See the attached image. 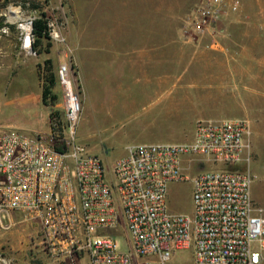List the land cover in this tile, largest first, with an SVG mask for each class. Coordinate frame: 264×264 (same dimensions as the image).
<instances>
[{
    "label": "built area",
    "instance_id": "2783aa9c",
    "mask_svg": "<svg viewBox=\"0 0 264 264\" xmlns=\"http://www.w3.org/2000/svg\"><path fill=\"white\" fill-rule=\"evenodd\" d=\"M43 3L6 1L0 36L12 24L19 47L34 53L32 22ZM227 4L198 0L184 35L210 32ZM42 12L46 36L63 57L55 70L60 106L48 113L44 132L0 130V227L13 212L32 220L42 250L62 264L83 255L88 264H179L171 252L189 248L196 264H264V209L250 193L247 121L198 119L188 141L129 145L104 165L76 140L80 103L64 17ZM183 181L191 184L189 213L166 202L167 185Z\"/></svg>",
    "mask_w": 264,
    "mask_h": 264
},
{
    "label": "rangeland",
    "instance_id": "374dc122",
    "mask_svg": "<svg viewBox=\"0 0 264 264\" xmlns=\"http://www.w3.org/2000/svg\"><path fill=\"white\" fill-rule=\"evenodd\" d=\"M197 1L143 0L144 6L160 7L158 12L146 10L144 24L175 26L174 63L144 65L142 72L139 67L133 72L126 65L122 69L114 64L110 76L105 64L86 65L89 75L86 90L77 89L80 112L75 126L76 140L108 166L129 145L188 141L198 119H244L251 128L249 170L254 176L253 202L264 209V0H227L210 32L184 35L188 14ZM105 20L101 29L107 33L112 28L113 42L120 45L123 25L117 24L113 17L112 23ZM212 41L216 44H211ZM55 46L42 40V49L50 51ZM52 62L55 72V61ZM103 67L105 78L93 81L92 73L100 77ZM12 82L13 79L0 81V103ZM21 82L35 88L37 76L30 72ZM54 91L60 100L57 79ZM39 111L46 117L45 108ZM11 113L9 107L1 105L0 130L31 132V127L5 125ZM190 191L189 181L170 182L166 191L168 208L189 213ZM8 222L5 228L0 227V264H62L42 250L35 222L16 212L10 214ZM118 247L121 248L120 241ZM170 260L196 264L190 248L171 252ZM74 264H88L86 256L75 259Z\"/></svg>",
    "mask_w": 264,
    "mask_h": 264
},
{
    "label": "crops",
    "instance_id": "0c3cea01",
    "mask_svg": "<svg viewBox=\"0 0 264 264\" xmlns=\"http://www.w3.org/2000/svg\"><path fill=\"white\" fill-rule=\"evenodd\" d=\"M6 1L9 0H0V11ZM39 10L45 11L46 14L54 12L64 17L63 33L67 45L72 49V63L75 67L72 76L79 91L86 90V80L89 77L87 64L107 65V76H110L111 65L114 64L121 65L122 69L123 65H126L133 72H137L139 67L142 72L144 65L175 62V26L158 22L143 23L146 10L158 12L159 6H144L143 0H44ZM112 17L117 24L123 25L120 28V31H123L120 45L113 42L115 37L112 35V28L107 33L105 29L104 31L101 29V23L105 19V22H113ZM135 18L139 19V22H136ZM45 54L46 57H42L41 53H28L22 50L12 24L9 25L8 33L0 36V81L13 79L11 85L9 84L10 89L4 92L0 103L12 111L5 119L9 122L5 124L8 127H31V132H44L47 130L50 109L59 108L60 100H56L50 107L42 103L37 64L45 58H50L55 61L57 67L63 58L61 48L56 45ZM103 71L100 77L92 73L90 78L93 81L105 78V67ZM30 72L37 76L35 88L21 82ZM134 104L132 100V106ZM40 108L46 109V117L39 111ZM13 117L17 120H13ZM40 122H43V125L39 124ZM249 129L250 138V126ZM254 190L255 188L252 190L250 186L252 199H256Z\"/></svg>",
    "mask_w": 264,
    "mask_h": 264
},
{
    "label": "trees",
    "instance_id": "16d2710c",
    "mask_svg": "<svg viewBox=\"0 0 264 264\" xmlns=\"http://www.w3.org/2000/svg\"><path fill=\"white\" fill-rule=\"evenodd\" d=\"M37 6V5H32ZM2 24V18L0 17V25ZM32 35L33 41L31 48L37 54L48 52V49L44 47L41 48L42 40L49 42L47 40L45 32V19L44 12L39 10V16L36 17L32 22ZM56 70V69H55ZM37 73L41 86V101L46 106H52L56 103L57 95L54 91V86L56 82V75L53 69V62L50 58H45L41 63L37 64ZM50 114H56L57 110L50 109Z\"/></svg>",
    "mask_w": 264,
    "mask_h": 264
},
{
    "label": "bare ground",
    "instance_id": "6f19581e",
    "mask_svg": "<svg viewBox=\"0 0 264 264\" xmlns=\"http://www.w3.org/2000/svg\"><path fill=\"white\" fill-rule=\"evenodd\" d=\"M15 12H16V10L13 9V10H12V13H13V14L9 16L10 19H14V18H15V16H16Z\"/></svg>",
    "mask_w": 264,
    "mask_h": 264
}]
</instances>
